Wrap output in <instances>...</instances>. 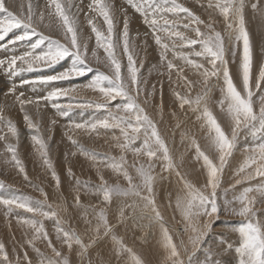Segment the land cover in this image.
<instances>
[{
  "label": "snow or ice",
  "instance_id": "1",
  "mask_svg": "<svg viewBox=\"0 0 264 264\" xmlns=\"http://www.w3.org/2000/svg\"><path fill=\"white\" fill-rule=\"evenodd\" d=\"M247 3L248 0H207L206 9L222 17L224 24L222 33L216 30L214 26L216 20L211 13L209 22L206 23L179 0H123V3L118 6L114 5L111 0L108 2L91 0V3L87 5H84L83 0H77L76 3L73 0H64V2L62 0H28L26 11L24 4L19 5L21 9L19 15L6 6L5 0H0V11L5 14L3 18H0V41H5L13 30L23 29L10 41L0 45V48L8 49L10 46L14 48L19 42H26L29 45L28 50L20 55L12 54L6 58H0V69L5 74L11 78L25 72L41 71L54 67L71 57L68 68L51 75L23 79L19 82V87L31 85L32 90L35 91L37 84L46 85L72 80L94 73V78L79 87L99 92L102 96L99 102L88 100L76 105H63L59 103L60 98L75 92L76 87H57L45 95L34 97L26 96L24 91L17 94L18 85L15 83L6 89V93L15 96L29 129L36 130L37 134L32 135L31 140L38 146L37 151L43 157L44 164L52 169L56 188H60V176L49 158L48 144L30 117L27 106L39 110L42 105L50 104L51 108L61 117L69 118L65 135L77 151L89 158L93 166L102 164L112 172L122 174L128 182L126 188H122L119 184L110 185L103 171L97 168L100 183L94 188H88L87 191L102 196L105 204L111 203L114 195L131 197L130 203L125 201L119 207L116 222L110 223L105 208H99L97 214L96 205L85 207L81 204L79 192L82 182L76 179L75 187H72L70 182L69 187L75 192L73 201L85 212V227L82 235L77 234L73 229L66 230L59 226L62 223L58 218L59 213L68 211L67 201L62 200L53 209V206L48 204L47 194L39 185H33V187L39 190L45 199L35 201V203L30 198L0 196V205L5 207L6 215H11L17 209L33 214L32 218L19 217L18 222L21 226L27 225L32 230L33 235L27 243L41 257L39 264H69L68 256H62L61 252L53 247L52 240L45 229L43 220L51 218H57L56 238L67 245L69 252L73 250V244L79 246L76 249L80 257L79 264H85L89 247L101 242L106 250H102L103 254L98 260H88L87 264H145L142 256L134 251L133 247L125 244L123 237L118 235V230L123 228L127 232L133 230L134 227L143 230L157 226L163 234L162 243L167 252L162 264H223L222 260L216 257L220 256L221 251L231 250L233 245L221 238V243L226 244L225 248L220 249L219 245L213 247L211 244L207 246L206 251L203 248L204 239L211 230L212 221L219 219L222 210L230 215L245 218L246 221L245 225L239 228V234L243 239L242 243L235 248L238 254L237 264H264V221L256 216L257 203L264 205V91H261L264 89V63L255 67L258 75L254 77L253 45L244 15ZM259 5L260 0H256V3L252 4L253 10L261 11ZM201 7L205 5L202 4ZM81 12H85V18L91 25L92 32L95 33L96 47L103 49L106 59L100 60L96 50L91 52V56L96 58L97 63H102L110 74L99 68L94 69L87 62L88 41L80 31ZM88 13H95L103 18L106 33L97 28L93 22L94 18ZM136 14L140 16L142 25L147 29L143 33L137 30L136 37L140 38L139 45H134L130 40V24L132 17ZM117 17H122V28ZM201 25L207 31H201ZM41 26L49 33H58L62 39L54 38L50 34L46 35L45 31L39 30ZM189 32L194 35H189ZM33 37L37 38L33 41ZM149 38L154 40L159 48V62L154 67L167 70L170 86L173 82L174 70L177 80H183L189 92L194 84L200 85L201 92L194 101L177 92L175 93L176 99L172 103L175 104L178 100L179 109H184L185 105H189L192 112H199L196 119L206 122L207 149L202 150L195 139L192 141V146L196 151V160L203 161L201 167L206 170V175L197 169L191 171L185 169L183 172L179 170L183 166V158L181 157L180 164L174 162L169 147L157 127V122L146 111V108H159L161 112L163 110V84H160V103L153 105L157 85L149 86L147 78L140 75L142 61L140 66H137L140 52H147ZM186 48L189 50L184 51ZM117 49L126 55V65H122ZM238 51L241 52L237 64V75L241 80L240 88L234 82V73L230 68L228 58L229 53L236 56ZM169 53L174 59H169ZM175 60H182L184 65L189 66L198 76V79L195 81L189 79L185 74V68L175 63ZM149 75H151V70ZM213 78H215L214 81ZM216 88H219L223 97L219 101V108L228 118L227 126L230 132L225 131L209 107L212 103V92ZM257 93L259 96L254 101L253 98L257 96ZM118 97L123 102L112 107L111 102L117 100ZM141 97H143L142 103L138 102ZM256 104H258V110L254 106ZM14 106L13 104L7 107ZM74 107L82 110L102 111L104 115L78 122L70 118ZM3 111L4 108L0 107V125L6 127L17 141L16 144L8 143L7 134H0V140L6 143L5 152L11 153V160L5 159V163H13L19 173L23 174L24 179L31 183L17 151L19 143L17 126L3 115ZM171 115L177 118V126H179L176 111H173ZM56 124L57 121L53 119L51 125ZM3 127H0V133L3 132ZM116 129L119 130L120 136L113 135L112 139L116 142V147L121 150L118 158L85 149L73 136L76 130L89 135L95 133L99 136L102 131L107 133ZM245 131L251 135L260 136V140L244 149L246 159L235 172V184L251 181L257 177L261 178V182L255 186L245 187L241 194L232 200L226 199L221 205L218 202L217 190L221 186L228 159L236 149L241 132ZM48 139L50 140L51 136ZM138 141L140 146L136 147ZM129 151L134 157H147L146 163H141L138 167L135 162L132 165L140 177L139 183L133 182V176L125 167L127 159L124 153ZM213 152L216 153L218 162H214L211 158L210 153ZM76 154V152H71L70 156L75 157ZM0 155L4 154L0 153ZM65 159H69V156L66 155ZM157 164H161V169L160 173L154 176L153 172ZM163 172H168L169 175L174 172L178 185L175 189V208L182 213L184 223L182 232L188 234L187 242L181 239L179 245L173 241V236L169 233V228L165 226L166 222L162 214L172 206L173 193L168 194L167 205L163 208L157 205L155 182L157 178L166 179L161 175ZM67 174L74 177L71 160H69ZM190 175L196 177L203 175V185L197 188L188 178ZM45 206L53 210L45 211ZM126 209L130 210L128 215L125 214ZM88 216L95 219L94 224L92 219H87ZM202 217L206 220L201 225ZM84 235H87L89 243L85 242ZM36 240H46L47 246L52 249L55 257L60 259H45L44 253L34 243ZM197 251L203 253L202 259L196 255ZM0 257H2L0 264H33L27 252L23 254V258L17 254L15 261L10 259L5 244L2 242H0Z\"/></svg>",
  "mask_w": 264,
  "mask_h": 264
},
{
  "label": "rangeland",
  "instance_id": "2",
  "mask_svg": "<svg viewBox=\"0 0 264 264\" xmlns=\"http://www.w3.org/2000/svg\"><path fill=\"white\" fill-rule=\"evenodd\" d=\"M13 1H15V5L16 4L17 5H16L15 9L11 8V11H13V12L15 11L14 13L19 15L21 12V9L19 7L20 4L25 5V11H26V5H27L26 3L27 2H25V0H13ZM76 1L77 0H73L74 3H76ZM260 1H262L264 3L263 0H260ZM62 2H64V0H62ZM83 2H84V5H87V4L91 3V0H83ZM106 2H108V0H106ZM111 2H113L114 5L118 6L121 3H123V0H111ZM179 2L184 3L193 12L196 10L194 13H196L197 15L199 14L201 19L204 20L206 23L209 22L210 13H211L212 17L216 20V23L214 25L216 30L221 31L223 33L224 24L222 22V17H220L217 13L213 12L212 10L206 9L207 0H179ZM5 3L7 6V0H5ZM254 3H256V0H248V3H247L245 10H244V15H245L247 28H248V31L250 33L251 39H252L253 57H254V77H255V75H258V73L255 71V67H257L261 63H264V41H263L264 35H262L260 37L259 35H257L252 30H254V29L260 30L258 28L264 29V25L259 24L254 19H250V17H251V15L259 16L264 21V12H263L264 11V7H263L264 4L260 3L259 6H262V7H260V9H261V12H260V11H254L253 8L250 7ZM202 4H204L205 7H201ZM262 9H263V11H262ZM130 11H131V9H130ZM85 12H87V8H85ZM85 12H81V14L83 16L80 14L79 20L81 22L80 23V31L82 30L81 31L82 35L88 41L87 62L89 64H91V66L94 69L99 68L101 71H104L105 73L110 74L109 70L107 68H105L102 63H97L96 58H93L91 56V52L93 50H96L100 60L106 59V54L104 53L103 49H97V47H96L95 33L92 32L91 25L88 24V21L85 18ZM4 15L5 14L2 11H0L1 18H3ZM88 15H90L94 18L93 22L96 24L97 28L106 33V24H104L103 18L99 17L95 13H88ZM117 20L119 21L120 27L122 28V17H117ZM252 22H254L253 25H252ZM138 29L140 30L141 33H143L144 31L147 30L142 25V21H141L140 16L138 14H136L132 17V23L130 24V40L132 41V43L134 45H139V43H140V38L136 37V32ZM22 30L23 29L13 30L11 33L8 34L5 41H0L1 42L0 45H3L5 43H7L8 41H10L13 37L20 34L22 32ZM39 30L45 31L46 35L50 34V35H53L54 38L62 39V37L58 33H49V32H47L46 29H43L42 26ZM181 30H183V29H181ZM201 31H207V29L203 25H201ZM188 34L194 35L191 32H189ZM36 38L37 37H33V41ZM148 43H149V47L147 49V52L146 53L143 51L140 52V55L137 59V66H140V63L142 61L143 66L140 67V75L142 77L147 78L149 86H151L152 84L157 85V94L153 98V101H152L153 105H158L160 103V84L161 83L163 84V110L161 112V110L159 108H146V111L154 119V121L157 122V127L160 130L162 137L165 139V142L167 143V145L169 147L170 154L172 155L174 162L177 164H180L181 157L183 158V166L179 170L182 172L185 169L190 171L191 167H192L194 169L200 170L201 172H204L206 175V170L201 167L203 161L202 160H199V161L196 160V151H195V148L192 146V141H193V139H195V141L200 144L202 150L207 149V130L208 129H207L206 122H204L203 120L198 121L196 119V116L199 114V112H192L191 107L189 105H185L184 109H179V107H178L179 101L178 100L176 101L175 104L172 103L173 100L176 99L175 93H177V92L182 96L190 97L194 101L196 96L201 92L200 85L194 84L191 92H189L187 87L184 85V81L183 80H177V74L174 70L173 71V77H172L173 82L171 83V86H170V82H169V80L167 78V74H166L167 70L165 68L157 69V67H154V66L158 65V62H159V48H158V46L155 45L154 40H152L151 38H149ZM21 44H22V46H21ZM23 45H25V46H23ZM28 47H29L28 43L19 42L16 45V47H14V48H12L11 46L8 49L2 48L3 50L0 48V50H1L0 51V57L6 58L12 54L20 55V54H22V52L26 51V48L28 50ZM17 48H18V50H17ZM197 49H199V45H197ZM137 50H139V49H137ZM188 50L189 49H187V48L184 49V51H188ZM16 51L19 53L17 54ZM37 51H39V50H37ZM241 51H242V45H241ZM117 54L121 59L122 65H126V63H127L126 55H123L120 49H117ZM240 56H241V52H239V51L237 52L236 56H232L231 53H229V56H228L230 64H231L230 68L232 69V71L234 73V82L236 83L238 88L241 87V80L239 79L236 72H237V64L239 63ZM169 59H174L172 57L171 53H169ZM232 61H236V62L233 63ZM174 62L185 68V74L188 76L189 79H192L194 81L196 79H198V76L190 69L189 66L184 65V62L182 60H175ZM70 63H71V57H69L68 59H65L64 61L60 62L59 64L55 65L54 67L43 69L41 71L25 72V73H22L16 77H11V78L8 75H5V73L1 69L0 70V76L1 77H3V75L6 76V77H4L5 84L12 85L15 83L18 85L17 94L20 91H24L25 94L27 92L29 94V95L26 94V96L32 95L34 97L37 95H45L48 91L52 90L54 87L55 88H57V87H60V88L76 87L75 92L70 93V95L67 97H61L59 102L63 105H67V104L76 105L78 103H84L88 100H95V101L99 102L102 99V96L99 92H95L91 89H84V88L79 87L81 85L88 83L90 81V79L94 78V73H89L87 76L79 77V78L72 79V80L53 82V83L46 84V85L40 84L39 86L37 84L35 86V87H37L36 91H32V92H31V90H32L31 85H28V86L24 85L25 89L19 87V82L23 79H31L32 76H33L32 77V79H33V78H36V76L39 77V76H46L47 74L51 75V74L59 73L60 71L68 68L70 66ZM18 64H19V62H18ZM234 66H235V68H234ZM150 70H151V75H149ZM123 72H124V69L122 68V73ZM162 73H163V75H162ZM34 75H36V76L34 77ZM6 80H8V81H6ZM214 80H215V78H213V81ZM210 83H212V81H210ZM60 85H62V86H60ZM52 86H53V88H52ZM5 87H6V89H8L11 86L6 85L4 87H2V86L0 87V89H2V91H0L2 93V96L0 97V101L3 102V103L0 102L1 103L0 107L4 108L3 115L5 114L6 108H9L10 110H12V113H14V114L17 113L15 116L18 117V121H15V118L12 119V121L14 124H16V126H18V128L21 132V138H24L26 136V132L31 131V129H29L27 122L23 118L24 113L19 110V104L15 100V96H13L11 93H6ZM28 87H30L31 89L30 88L28 89ZM41 87H42V89H41ZM43 87H46V88L43 89ZM38 91H39V93H38ZM217 91H218V93H217ZM261 91H264V89H262ZM43 92H45V94ZM3 93H4V95H3ZM258 96H259V93H257V96L253 98L254 101L257 99ZM9 97H11V99ZM222 98L223 97L219 91V88H216L212 92V103L209 104V107L213 111L214 115L217 117L218 121L225 128V131L230 132V128H228V126H227L228 118H227L226 114L224 112H222L219 108V101ZM142 100H143V97H141L138 100V102L142 103ZM69 101H71V102H69ZM122 102L123 101L121 100V98L118 97L117 100L111 102V106L115 107V105L122 103ZM4 104L6 106L14 104L15 106L14 107H6ZM254 106L258 110V104L254 105ZM28 108L29 109L31 108L32 114L33 115L35 114L34 115L35 117H39V116L43 115L49 121V122H47L48 123V133H50L54 128V126L51 125V121L53 119L58 121L57 124L55 125V127L57 126V127L62 128L61 136H62V139L67 143L66 148L63 147V149H62V151H60V153L62 154L63 166L68 168L69 160L72 161L75 158V157H71L70 153L76 152L77 153L76 156L78 154H81L79 151H77L76 147L74 145H72L70 141L67 140V136L65 135L64 129H66V125L69 122V118L60 117V115L54 109L51 108L50 104L47 106L42 105L39 110H37L36 108H34L32 106H27V109ZM202 108H203V105L201 106V111H202ZM76 109L81 110L83 114L78 116V115H76L77 113H75V117H73L74 115L71 116V113H72L71 112L70 118L73 120H76L78 122L104 115V112H102V111L96 112L94 109L82 110L78 107H76ZM76 109H73V111H75ZM16 110H17V112H15ZM89 110L92 112L94 111V113L90 114V115L86 114V113H88ZM33 111H36V112H33ZM173 111H176V113H177V117L179 119V126H177V118H173L171 115V113ZM4 116L6 118L11 119V117H7L6 115H4ZM189 119H190L189 122L192 121L193 123L188 124ZM35 124L38 125L40 123H35ZM185 125H187V126H185ZM0 127H3V126L0 125ZM173 127H174V129H178V130L180 129V133L178 134L179 135L178 137L173 135L174 134L172 132ZM50 128H51V131H49ZM164 129L167 130L166 134L163 133ZM5 133L7 134V141H9L8 139L12 137L11 133L8 132L6 127H3V132L0 134H5ZM51 133H53V131ZM76 133H77V138H78L77 140L79 142H82L85 145V147H84L85 149H88L90 151H94V152L99 153V154H107V155L114 156L117 158L121 155V150L118 147H116V142L112 139L113 135L120 136V132L118 129L111 132V135L109 132L104 133L102 131L99 136H97L95 133L89 135L87 133L82 132L81 130H76L73 133L74 138H76L75 137ZM106 137L108 139L103 140ZM259 140H260V136H258V135H256V136L251 135L247 131L241 132L237 146H236V149L233 151L232 156L228 159V164L224 169V174L222 177L221 186L217 190L218 202L221 203V205H223V202L226 199L232 200L235 196L241 194L245 187L255 186L261 182V178L257 177L256 179L251 180V181H245L241 184H235V179H234L235 172H236L237 168L246 159V153H245L244 149L248 146H251V145L259 142ZM95 141H98L99 143L96 144ZM8 143H10V141ZM29 144H30V149L28 152L30 154L29 155L30 158L26 160V162L28 164L25 165V170L31 174L34 173L35 171L39 172L40 177L46 176V179L49 182H54L55 179L52 177V172L46 168V165L43 163V160H41L42 158H39V155H41V154L37 151L38 146L34 144V142L31 140V138H30ZM32 144H34V145H32ZM135 146L139 147L140 142L138 141ZM5 149H6L5 141L0 140V153L4 154V155H0V192L3 191L2 189H4L6 191H9L11 194H15V197H17V198H21V199L30 198L31 200H34V203H35V201L43 200V197L38 196V194L40 193L39 190H37L36 188L31 186V184L24 179L23 174L19 173L18 169L14 166L13 163H5V159H7L8 161L11 160V153H6ZM23 151H25V150H23ZM124 154H125L126 159H127V165L125 167L127 168L129 174L133 176V178H134L133 182L139 183L140 177L138 176L136 168L132 167V165L135 162L136 166L138 167L139 164L146 163L147 157H145V156L134 157V155L132 154L131 151L124 153ZM236 154H240L241 156L243 155L244 157H239V160H238L235 158ZM66 155L69 156V159H65ZM210 155H211V158H213L214 162H218V157H217L215 152L210 153ZM81 156H84V155L81 154ZM191 157H194V158H191ZM84 158L88 164H93V162L89 158H87L86 156H84ZM186 162L190 163L191 167L189 165L185 166ZM40 164H42V165H40ZM97 168H100L103 171L104 177L110 185L111 184H119L122 188H126L128 186V182L124 179L122 174L112 172L111 169L104 167L102 164H97L96 166H93V168L90 169L91 172L93 173L94 178H96V179L94 180L93 178L83 177L85 179L82 178V180H81V182L85 186L83 188V190L86 191L87 193H91V196L94 195V192H89V191H87V189L88 188H94V185L96 183L97 184L100 183L99 176L97 174ZM160 169H161V164H157L156 169L153 172V175L155 176L157 173H160ZM45 172H46V174H45ZM12 173H15V175L12 178H9ZM167 173L168 172H163V173H161V175L163 176V175H166ZM80 175H81V173H80ZM18 177H20V178H18ZM164 177H166V176H164ZM70 178L71 177L68 176V174H67V179L66 178L65 179L70 182L71 181ZM79 178L81 179L80 176H79ZM188 178L191 180V182L197 188H200L204 183V176L203 175L199 176V177H196L194 175H190ZM13 180H19V184L21 186H18ZM69 182H66V189L70 190L69 192H71L73 190H72V188L69 187ZM84 182H87V183H84ZM171 184L173 186L175 185L178 187V185L176 184V178H166V179L157 178V180L155 182L157 205L160 206L161 208H162V206L158 201V199L160 200V198H161L160 192L158 189L162 188L164 185L169 187ZM233 185H235V186L233 187ZM80 192H81V194L84 193L82 190ZM0 196H2L1 193H0ZM94 196H98V195L95 194ZM6 197H10V196H6ZM113 197L115 198V197H120V196L114 195ZM95 200H96V202H95ZM48 204L52 205L50 202ZM167 204L168 203L166 201L165 205H167ZM88 205H96L97 206V214H98L99 208H101V207L106 208L104 206V204H102L98 198L93 199L92 202ZM234 206L238 207V205H234ZM54 208H55V206H53V209ZM53 209H49L47 206H45V208H44L45 211H51ZM168 209L171 213L168 212V210H167L166 213L163 212L162 214L164 215V219L166 222L165 226L169 228V233L173 236V241L177 245H179V242L181 239H183L185 242H187L188 234H185L182 232V229L184 227V223L182 220L181 211L179 209H176L175 207L173 208V210L170 207ZM21 211H24V210L17 209V210H15V213L13 212L10 215L11 219L14 222L18 221L19 216L17 214H18V212H21ZM75 212H76V216H74L73 213H70V215H69V212H65V213L60 212L58 218L61 221H63L64 224L61 223L59 226L64 227L66 230L73 229L72 227L69 228V226H73L76 228V232L78 234H80L81 231H79L76 224L78 222L84 224L85 212L82 208H78L77 211H75ZM29 214H31V213H29ZM107 214H108V219H109L110 216H109L108 211H107ZM31 215H33V214H31ZM117 215H119V214H117ZM256 216L261 221H264V205L257 203V205H256ZM171 218H173V219H171ZM87 219H90V217L88 216ZM205 220H206V218L202 217L200 220V224L202 225L205 222ZM52 221L57 222V218H53ZM76 221H78V222H76ZM93 222L95 223V219H93ZM109 222H111V221H109ZM245 223H246L245 218H242L238 215H230V214H228L222 210L219 219H214L212 221L211 230L205 236L204 244H203L204 250L205 251L207 250V246L209 244H211L213 247H216L217 245H219L220 249L225 248L226 244L221 243V238H223V241H226L227 243H230L231 245H233V248L231 250H228V251H221L220 256L216 257V258L222 260L223 264H237L238 254L235 252V248L238 247L242 243L243 238L239 234V228L243 227L245 225ZM0 226L3 227V231L0 230V239L3 237V235H2L3 233H5V236L15 234V237L10 236V238L11 239L13 238L14 243L16 242L22 248L25 247V249H27L28 258L30 260H32L33 264H39V260L41 259V257L36 252L33 255H30V251L33 248L31 245H29L27 243V241L32 236L27 238L25 241L21 240V239H19V241H17L16 235L21 233L18 226L14 227L12 224H9L4 219H0ZM176 226L179 227V231H177L178 229H176ZM84 227H85V224H84ZM157 227L159 228V226H157ZM147 229H151V228H147ZM127 232H130V231H127ZM156 233H157V236L152 237L151 238L152 240L147 241L146 245H144L143 249L146 248V251H147V252H144V254H143V251H141V252L138 251L139 248H138V250L136 249L137 247L135 245L138 242L137 239L133 238L132 243H130L129 241H127L125 239V237H126L125 234L118 233V235L123 237L125 244L127 246L133 247L134 251H136L138 254H140L142 256V258L145 261V264H162L165 256L167 255V252L163 247V243H162L163 242V234H162L160 228L158 229V232L156 231ZM55 242L56 241H54L52 243L53 247H55L58 251H60L62 256H64V255L68 256L69 264L79 263V260H77V262L73 261L74 263L72 262V260H70V256L72 254L69 252V250L66 251L65 250L66 248L65 249L63 248V246H65L66 244H63L62 241L61 242L57 241L56 243ZM34 243H35L36 247L40 248L41 252L44 253L45 259L46 258L60 259L58 257H55V254L52 252V249L50 247H46V246H44V244L38 243V240L34 241ZM37 244H39V246ZM100 245H101V246H99L100 248L106 250L104 248V244H100ZM6 247H9V246H6ZM21 247H18V245H16V247H15L16 248L15 259H16L17 254L21 258H23L22 255L24 253L20 252V249H22ZM11 248L12 247H9V249H8L9 255L11 253H14ZM88 253H89V251L86 254L85 264H87L88 260L96 261L101 256V255L97 256L98 257L97 258V257H95L97 255V253H96V255L91 254L90 256ZM145 253L147 254L148 260L145 259ZM196 255L198 257H200L201 259L203 258V253L201 251H197ZM77 256H79V253L77 254ZM13 257L14 256H11L10 259L15 261V259H13ZM0 259H2V257H0Z\"/></svg>",
  "mask_w": 264,
  "mask_h": 264
},
{
  "label": "bare ground",
  "instance_id": "3",
  "mask_svg": "<svg viewBox=\"0 0 264 264\" xmlns=\"http://www.w3.org/2000/svg\"><path fill=\"white\" fill-rule=\"evenodd\" d=\"M264 1V0H263ZM25 2H27L28 3V0H25ZM77 2V1H76ZM262 1H260V3H261ZM26 3V4H27ZM263 3V2H262ZM261 3V4H262ZM264 4V3H263ZM17 5V4H16ZM16 5H15V1H13V0H7V6L10 8V10H11V8H14L15 9V7H16ZM250 7H252V6H250ZM260 7H262V6H260ZM264 7V6H263ZM252 9V8H251ZM198 10V9H197ZM250 10V9H249ZM196 11V10H195ZM194 11V12H195ZM262 11H263V9H262ZM15 12V11H14ZM198 12V11H197ZM249 12V11H248ZM252 12V11H251ZM261 12V11H260ZM264 12V11H263ZM196 14V13H195ZM82 15V14H81ZM199 15V14H198ZM205 15V14H204ZM2 16V15H1ZM1 16H0V18H1ZM83 16V15H82ZM261 16V15H260ZM259 16H254V15H251V17H250V19H254V20H256L259 24H261V25H264V21H263V19L261 18V17H259ZM81 23V22H80ZM253 23L254 22H252V25H253ZM258 29H260V30H257V29H254V30H252V31H254L257 35H259L260 37L262 36V35H264V29L263 28H258ZM82 31V30H81ZM18 34V33H17ZM263 41H264V39H263ZM0 44H1V42H0ZM21 46H22V44H21ZM23 46H25V45H23ZM16 47V46H15ZM13 48V47H12ZM2 49V48H1ZM3 50V49H2ZM17 50H18V48H17ZM23 50V49H22ZM25 50V49H24ZM26 50H27V48H26ZM1 51V50H0ZM3 52V51H2ZM1 52V53H2ZM10 52V51H9ZM8 52V53H9ZM17 52V51H16ZM19 52H17V54H18ZM23 53V52H22ZM1 58V57H0ZM230 66H231V64H230ZM259 66V65H258ZM257 66V67H258ZM234 68H235V66H234ZM1 70V69H0ZM57 72V71H56ZM44 73V72H43ZM237 73V72H236ZM5 75H7V74H5ZM5 75H3V77H1L0 76V87L2 86V87H4V86H6V85H9V86H11L10 84H5V79H4V77H6ZM47 75H49V74H47ZM27 76V75H26ZM30 76V75H29ZM36 75H34V77H35ZM16 77V76H15ZM25 77V76H24ZM23 77V78H24ZM33 77V76H32ZM32 77H31V79H32ZM37 77V76H36ZM18 78V77H17ZM6 81H8V80H6ZM11 81V80H10ZM16 81V80H15ZM14 82V81H13ZM19 82V81H18ZM83 82V81H82ZM12 83V82H11ZM84 83V82H83ZM55 84V83H54ZM73 84V83H72ZM40 84H38V86H39ZM52 85V84H51ZM64 85V84H63ZM28 86V85H27ZM54 86V85H53ZM53 86H52V88H53ZM57 86V85H56ZM60 86H62V85H60ZM23 88H24V86H23ZM30 87H28V89H29ZM36 88L37 87H35V91H36ZM44 88H46V87H43V89ZM55 88V87H54ZM60 88V87H59ZM5 89H6V87H5ZM4 89V90H5ZM25 89V88H24ZM31 89V88H30ZM41 89H42V87H41ZM27 90V89H26ZM25 90V91H26ZM39 90V89H38ZM0 91H2V89H0ZM33 90H31V92H32ZM42 91V90H41ZM40 91V92H41ZM51 91V90H50ZM30 92V91H29ZM19 93V92H18ZM36 93V92H35ZM38 93H39V91H38ZM44 94H45V92H43ZM217 93H218V91H217ZM26 94H28V92L26 93ZM25 94V95H26ZM3 95H4V93H3ZM29 95V94H28ZM27 95V96H28ZM2 96V93L0 92V97ZM32 96V95H31ZM5 97V96H4ZM8 97V96H7ZM220 97V96H219ZM10 99H11V97H9ZM6 99V98H5ZM0 102H2V101H0ZM16 102V101H15ZM69 102H71V101H69ZM3 103V102H2ZM60 103V102H59ZM1 104V103H0ZM5 105V104H4ZM6 106V105H5ZM7 107V106H6ZM5 107V108H6ZM48 109V108H47ZM74 109H76V107L74 108ZM42 110V109H41ZM15 112H17V110L15 111ZM28 112H29V114H30V116H31V118H32V120H33V122L34 123H40V124H38L37 126H38V128H39V133H40V135H42V137L44 138V140L47 142V144H48V154H49V158L51 159V161H52V164H53V167L55 168V170H56V172H57V174L61 177L60 178V180H61V185H60V188L59 189H57L56 188V186H55V181L54 182H49L47 179H46V176L44 177H40L39 175V172H34V173H29V172H27V174H28V177H29V180L30 181H32L30 184H31V186H33V185H39L40 186V188H43V192L44 193H46L47 194V199H48V203L50 202L53 206H56L57 204H60L61 203V201L62 200H66L67 201V204H68V211L67 212H69V215H70V213H73V215L74 216H76V212L75 211H77V209L79 208L78 206H76L75 205V203H74V201H73V196L75 195V192H73V191H71V192H69L70 190H67L66 189V182H69V181H67L66 179H67V168L65 167V166H63V162H62V154L60 153V151H62V149H63V147H65L66 148V145H67V143L62 139V136H61V131H62V128L61 127H55L54 126V128H53V133H48V123L47 122H49L43 115L42 116H39V117H35L33 114H32V110H31V108L29 109L28 108ZM33 112H36V111H33ZM75 113H77L76 115H81V114H83L82 113V111L81 110H78V109H76L75 111H72V113H71V116L72 115H74L73 117H75ZM94 113V111L92 112V111H88V113H86V114H93ZM17 114V113H16ZM16 114H14V113H12V110H10L9 108H6L5 109V114L4 115H6L7 117H11V119L10 120H12V119H14L15 118V121H18V117H16L15 115ZM38 115V114H37ZM40 115V114H39ZM199 115V114H198ZM19 116V115H18ZM61 117V116H60ZM7 119H9V118H7ZM52 119V118H51ZM59 119V118H58ZM61 119V118H60ZM63 119V118H62ZM224 119V118H223ZM64 120V119H63ZM57 121V120H56ZM190 121V119L188 120V122ZM58 122V121H57ZM16 123V122H15ZM67 123V122H66ZM175 123V122H174ZM173 123V124H174ZM190 123H193L192 121L191 122H189L188 124H190ZM68 124V123H67ZM16 125V124H15ZM185 126H187V125H185ZM176 128V127H175ZM17 129H18V132H19V143H18V145H17V151H18V154H19V158L22 160V162H23V164H24V166L25 165H27L28 163L26 162V160L27 159H29L30 157H29V149H30V144H29V142H30V138H31V136L32 135H36L37 134V132H36V130L35 129H31V131H29V132H26V138L24 137V138H21V132H20V130H19V128H18V126H17ZM64 130H66V129H64ZM166 132H167V130L166 129H164V132L163 133H165L166 134ZM172 132L174 133H172L173 135H175L176 137H178L179 135V133H180V129L178 130V129H174V127L172 128ZM110 133V135H111V132H109ZM64 134V133H63ZM182 134V133H181ZM49 136H51V139L49 140L48 138H49ZM75 139H78L77 138V133L75 134ZM64 138V137H63ZM107 140L108 138L106 137V138H104L103 140ZM9 141H10V143H13V144H16L17 143V141H16V138H9L8 139ZM102 140V141H103ZM8 141V142H9ZM96 142V144H98L99 142L98 141H95ZM107 142V141H106ZM81 145H83L84 147H85V145L82 143V142H79ZM32 145H34V144H32ZM31 145V146H32ZM33 148V147H32ZM23 150H25V151H23ZM192 156V155H191ZM239 157H244L243 155L241 156L240 154H236V156H235V158L236 159H238L239 160ZM39 158H42L41 160H43V157H41V155H39ZM191 158H194V157H191ZM194 160V159H193ZM192 160V161H193ZM43 163H44V161H43ZM40 165H42V164H40ZM66 165V164H65ZM186 165H191L190 163H188V162H186L185 163V166ZM235 165V164H234ZM191 167V166H190ZM46 168L49 170V171H51L52 172V169H49L48 167H47V165H46ZM91 168H93V164H88L87 163V161L85 160V158H84V156H81V154H78L77 156H75V158L72 160V171H73V173H74V177H71L70 179H71V184H72V187H75V180L76 179H79L80 181L82 180V178L83 177H89V178H93L94 180L96 179V178H94V176H93V173L91 172ZM192 169H194V168H192L191 167V170ZM190 170V171H191ZM80 173H81V175H80ZM45 174H46V172H45ZM15 175V173H12L11 175H10V177L9 178H12L13 176ZM79 176L81 177V179L79 178ZM163 176H166V178H175V174H174V172L172 173V175H169L168 173L166 174V175H163ZM21 177V176H20ZM20 177H18V178H20ZM66 178V179H65ZM83 179H85V178H83ZM98 179V178H97ZM18 186H21L20 184H19V180H13ZM69 182V183H70ZM94 185V184H93ZM97 185V183L94 185V187ZM85 186L83 185V183H82V186L80 187V191L82 190L84 193L83 194H81V192H79L80 193V202H81V204L82 205H84L85 207H87L88 206V204H90L91 202H92V200L93 199H96V198H98L99 200H100V202L102 203V204H104V206L106 207L105 209L108 211V213H109V221H111L110 223H115L116 222V219L118 218V216L119 215H117V214H119V211H118V209H119V207L125 202V201H127V202H131V197H122V196H120V197H113L112 198V201H111V203H109V204H105L104 202H103V200H102V196H91V193H87L86 191H84L83 190V188H84ZM177 188V186H173L172 184L168 187V186H166V185H164L162 188H160V189H158L159 190V192H160V200L158 199V201H159V203L161 204V206H162V208L165 206V202L167 201V203H168V194L171 192V193H173V197H172V201H171V204H172V206L170 207L172 210H173V208L175 207V201H176V195H175V189ZM3 191H1L0 193H1V195L2 196H4V197H6V196H10V197H15V194H11L9 191H6V190H4V189H2ZM40 192V191H39ZM89 194V195H88ZM38 196L39 197H43V199H45V197H44V195L40 192L39 194H38ZM33 201V203H34V200H32ZM95 202H96V200H95ZM101 206V205H100ZM169 208V207H168ZM167 208V210H168V212H170L169 211V209ZM129 211L130 210H125V214L126 215H128V213H129ZM167 211H165V213H166ZM14 213H15V211H14ZM63 213H65V212H63ZM171 213V212H170ZM19 217H24V218H32V215L31 214H29V213H27V212H25V211H21V212H18V214H17ZM117 215V216H116ZM18 217V218H19ZM90 217V219H94L93 217H91V216H89ZM167 218V217H166ZM0 219H4L6 222H8L9 224H12L14 227L15 226H18L19 227V229H20V231H21V233H19V234H17L16 236H17V241H19V239H21V240H26L27 238H29V237H31L33 234V232H32V230L30 229V228H28V226L27 225H24V226H21V224L18 222V221H13L12 219H11V217H10V215H6V209H5V207L3 206V205H0ZM52 219L53 218H51V219H45L44 221H43V223H44V226H45V229H46V231H47V233H48V236H49V238L52 240V243L54 242V241H60V240H58L57 238H56V228H57V222L56 221H52ZM171 219H173V218H171ZM50 222V223H49ZM76 222H78V221H76ZM176 222V221H175ZM174 222V223H175ZM62 223L64 224V222L62 221ZM129 223L131 224V221H129ZM146 223V222H145ZM93 224H94V222H93ZM77 227H78V229H79V231H81V233L80 234H82L83 235V228H84V224H82V223H80V222H78L77 224ZM73 228V230H75L76 231V228L75 227H73V226H69V228ZM158 227H155V228H151V229H140V228H133V230H131L130 232H126L123 228H120L119 230H118V233H120V234H125V239L127 240V241H129L130 243H132V240H133V238H135V239H137L138 240V242L136 243V249L138 250V248H139V252H141V251H143V254H144V252H147L146 251V248L145 249H143V247H144V245H146V243H147V241H149V240H152L151 238L152 237H154V236H157V233H156V231L158 232ZM176 229H178L177 231H179V227H177L176 226ZM0 230L1 231H3V227L2 226H0ZM160 232V231H159ZM18 233V232H17ZM78 234V233H77ZM3 235V237L0 239V242H2V243H4L5 244V247L6 246H9V247H12L11 249L13 250V252L14 253H11L10 255H9V258L11 257V256H14L13 257V259H15V250H16V245H18V247H21L18 243H14V241H13V238L11 239L10 238V236L11 237H15V234H12V235H6L5 236V233H3L2 234ZM31 239V238H30ZM84 240H85V242L86 243H89V241H88V238H87V235H84ZM55 242V243H56ZM61 242V241H60ZM38 243H40V244H44V246H46V247H48L47 246V241L46 240H38ZM61 244V243H60ZM100 244H103V243H99V244H97V245H95V246H91V247H89V249H88V251H89V256L91 255V254H94V255H96V253H97V255L95 256V257H97V256H100V255H102L103 254V251L102 250H104V249H102V248H100L99 246H101ZM38 246H39V244H37ZM142 245V246H141ZM42 246V245H41ZM133 246V245H132ZM9 247H6V250L7 251H9L8 249H9ZM62 247V246H61ZM79 246L78 245H75V244H73V250L70 252L71 254V256H70V260H72V262L74 261V262H77V260H79L80 259V257L79 256H77V254H78V252L76 251V249L78 248ZM22 248V247H21ZM63 248L67 251L68 250V248H67V245H65V246H63ZM20 252H22V253H25V252H27V249H25V247H23L22 249H20ZM35 253V251L32 249L31 251H30V255H33ZM21 254V253H20ZM27 254H28V252H27ZM23 256V255H22ZM77 257V258H76ZM94 257V256H93ZM94 257V258H95ZM92 258V257H91ZM98 258V257H97ZM145 259L146 260H148V258H147V254L145 253ZM73 262V263H74ZM76 264V263H75ZM77 264H79V263H77Z\"/></svg>",
  "mask_w": 264,
  "mask_h": 264
}]
</instances>
